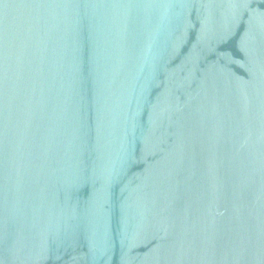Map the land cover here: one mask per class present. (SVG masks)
<instances>
[{
  "label": "water",
  "instance_id": "water-1",
  "mask_svg": "<svg viewBox=\"0 0 264 264\" xmlns=\"http://www.w3.org/2000/svg\"><path fill=\"white\" fill-rule=\"evenodd\" d=\"M0 264H264V0H0Z\"/></svg>",
  "mask_w": 264,
  "mask_h": 264
}]
</instances>
